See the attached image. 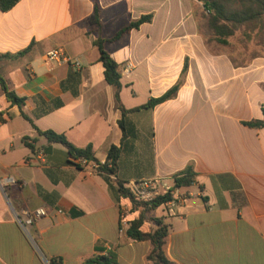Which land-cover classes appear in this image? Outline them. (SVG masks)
I'll use <instances>...</instances> for the list:
<instances>
[{
	"label": "crops",
	"instance_id": "0c3cea01",
	"mask_svg": "<svg viewBox=\"0 0 264 264\" xmlns=\"http://www.w3.org/2000/svg\"><path fill=\"white\" fill-rule=\"evenodd\" d=\"M95 1L20 0L0 11V75L25 100L12 105L0 87V264H83L109 253L118 264H156L147 259L150 242L129 240L120 227L130 204L117 201L92 165L77 168L65 147L38 135L53 131L78 148L92 146L102 164L111 146L122 145V111L99 61V35L119 65L121 104L136 132L123 145L115 179L157 181L162 192L193 166L195 182L175 194L187 200L178 215L168 217L163 206L146 214L168 226L166 257L264 264V127L245 125L264 120V52L238 63L213 40L200 0H98L99 33L89 24ZM148 15L150 22L112 41ZM56 50L79 65L46 61ZM71 73L77 94L62 89ZM178 83L174 97L135 110ZM25 137L38 138L34 150ZM39 209L46 216L28 237L14 212ZM154 228L148 221L142 230Z\"/></svg>",
	"mask_w": 264,
	"mask_h": 264
},
{
	"label": "trees",
	"instance_id": "16d2710c",
	"mask_svg": "<svg viewBox=\"0 0 264 264\" xmlns=\"http://www.w3.org/2000/svg\"><path fill=\"white\" fill-rule=\"evenodd\" d=\"M20 0H0V11L7 12L11 10ZM203 2L204 7L208 14L206 15L207 28L213 36V40L217 43L229 46L230 38L235 36L245 25H264V0H200ZM152 16H142L136 21H132L128 26L119 31L112 41H115L125 34L129 33L132 29L138 28L140 25L150 22ZM90 30L100 32V6L98 0L95 1V9L92 16L89 18ZM105 40L99 35L96 46L99 50V61L104 67V77L108 84L116 87V97L120 104L122 111V119L119 125L123 131L122 145L120 147L111 146L108 151V156L105 163H100L94 154L92 146L85 148H78L71 144L64 134H58L53 131H40L38 129L39 137H43L49 144H59L66 148L70 158L69 163L75 165L77 168H83L80 164L75 163L76 160L84 159L87 162L95 163L98 165L97 173L104 176L110 188L115 191L117 201L128 202L131 206L128 215L131 217L129 220V227L126 230V235L129 240L140 242L149 241L152 250L147 259L156 264H174L165 255V246L169 235L168 226L163 223L161 218H152L149 220L146 214L161 207L162 205L172 201L175 197L176 191L181 188L191 186L195 182V173L193 166L189 165L180 174L174 177V186L165 194H160L149 202H143L137 199L131 190L122 181L117 178L119 161L123 152V145L129 138H135L136 132L133 124L127 119L128 111L121 104L120 92L122 89L121 74L119 65L114 61L111 55L104 48ZM24 52L20 53L22 55ZM18 55V56H19ZM9 56H3L7 58ZM11 57V56H10ZM78 74L71 73L63 83V90H71L73 94H77ZM0 87L7 100L12 105H17L20 108L24 104V98H19L13 91H10L6 80L0 75ZM180 88L178 83L171 88L165 95L157 99H151L146 105L141 108L135 109H152L156 105L174 97ZM54 108L62 106L60 100L54 101ZM23 117L30 121L32 120L22 113ZM248 127L258 128L264 127V120L252 121L245 123ZM24 145L30 149H35V144L38 138L25 137L22 139ZM148 221L154 222L155 228L150 232L142 230L144 224ZM100 251V249L98 250ZM51 264H62L60 260H51ZM83 264H118L116 256L113 253L108 255L97 254L86 260Z\"/></svg>",
	"mask_w": 264,
	"mask_h": 264
},
{
	"label": "built area",
	"instance_id": "2783aa9c",
	"mask_svg": "<svg viewBox=\"0 0 264 264\" xmlns=\"http://www.w3.org/2000/svg\"><path fill=\"white\" fill-rule=\"evenodd\" d=\"M45 60L54 61L59 64L74 63L77 66L79 65L77 60H72L70 57L64 55L60 50L49 52L48 54H46ZM76 163L80 164L83 168L88 167L89 165H92L93 169L98 168V165H96L95 163L87 162L84 159L76 160ZM127 187L131 190V192L137 199L143 202H149L158 195L167 193L169 190L168 188L164 187V190L161 192L157 187V181H143L140 183H131ZM186 202L187 200L184 196L175 195L172 201L162 206L166 208V215L168 217H173L178 215L181 207ZM127 215L128 214L125 213L124 210H122L120 214V227L122 230H126L129 227V220ZM44 216H46V211L44 209L36 210L33 214H29L26 212L24 213V216H20L14 212V217L17 223L28 237H30V228L34 224V222Z\"/></svg>",
	"mask_w": 264,
	"mask_h": 264
},
{
	"label": "rangeland",
	"instance_id": "374dc122",
	"mask_svg": "<svg viewBox=\"0 0 264 264\" xmlns=\"http://www.w3.org/2000/svg\"><path fill=\"white\" fill-rule=\"evenodd\" d=\"M230 54L243 63L251 57L264 52V25H245L235 36L230 38L226 48Z\"/></svg>",
	"mask_w": 264,
	"mask_h": 264
}]
</instances>
